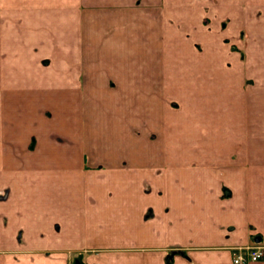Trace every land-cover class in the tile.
<instances>
[{"label": "crops", "instance_id": "obj_1", "mask_svg": "<svg viewBox=\"0 0 264 264\" xmlns=\"http://www.w3.org/2000/svg\"><path fill=\"white\" fill-rule=\"evenodd\" d=\"M248 246L264 0H0V264H233Z\"/></svg>", "mask_w": 264, "mask_h": 264}, {"label": "built area", "instance_id": "obj_2", "mask_svg": "<svg viewBox=\"0 0 264 264\" xmlns=\"http://www.w3.org/2000/svg\"><path fill=\"white\" fill-rule=\"evenodd\" d=\"M262 260H264V247L248 246L237 250L233 264H252Z\"/></svg>", "mask_w": 264, "mask_h": 264}, {"label": "trees", "instance_id": "obj_3", "mask_svg": "<svg viewBox=\"0 0 264 264\" xmlns=\"http://www.w3.org/2000/svg\"><path fill=\"white\" fill-rule=\"evenodd\" d=\"M167 264H171V263L169 262V263H167Z\"/></svg>", "mask_w": 264, "mask_h": 264}]
</instances>
